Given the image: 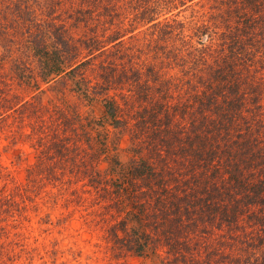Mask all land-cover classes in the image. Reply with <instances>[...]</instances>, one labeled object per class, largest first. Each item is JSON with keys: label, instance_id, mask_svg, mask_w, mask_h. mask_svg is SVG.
I'll use <instances>...</instances> for the list:
<instances>
[{"label": "trees", "instance_id": "1", "mask_svg": "<svg viewBox=\"0 0 264 264\" xmlns=\"http://www.w3.org/2000/svg\"><path fill=\"white\" fill-rule=\"evenodd\" d=\"M2 149L0 264L62 252L39 199L113 258L264 264V0H0Z\"/></svg>", "mask_w": 264, "mask_h": 264}, {"label": "rangeland", "instance_id": "2", "mask_svg": "<svg viewBox=\"0 0 264 264\" xmlns=\"http://www.w3.org/2000/svg\"><path fill=\"white\" fill-rule=\"evenodd\" d=\"M97 106L94 107V113H97ZM1 142L4 140L1 139ZM16 147H24L21 143H15ZM9 152L1 150L0 153V164L1 168V179H5L9 182L10 177L12 179L18 180L22 178L23 175V162L21 163H8V154ZM8 165V169H3L4 164ZM8 173V174H7ZM51 202L43 201L39 199L36 211L30 210V223L32 225L31 229H28L27 234L29 235L26 239L27 242L33 241V236L36 237V241L33 244L40 245L44 243L47 247L50 246L51 242H55L54 246L58 250L55 254L47 255L43 257L46 264H150L149 259L139 257L133 254H125L118 258H113L109 255L108 252H103L102 248L99 250L92 251L94 247L92 244L88 243L83 239L85 237H90L91 239L95 238V231L90 230L89 228H83L80 230V236H72L69 232L78 224L79 219L77 218V212L70 213L67 215L68 210L70 209L68 205H62L61 200H57L53 206H50ZM66 206V207H65ZM67 215V217H66ZM48 218V220H47ZM26 230V228H25ZM33 234V236H32ZM26 244V243H25ZM70 246L71 249L74 248L80 249V255L72 257L71 254L67 253L66 246ZM98 248V247H97ZM92 251V252H91ZM90 255V257H86ZM53 256V257H52ZM54 258V259H53ZM41 258L34 254L31 258H15L9 264H39Z\"/></svg>", "mask_w": 264, "mask_h": 264}]
</instances>
